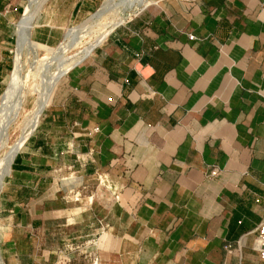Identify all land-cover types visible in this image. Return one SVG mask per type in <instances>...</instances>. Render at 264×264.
I'll return each mask as SVG.
<instances>
[{"label":"crops","instance_id":"obj_1","mask_svg":"<svg viewBox=\"0 0 264 264\" xmlns=\"http://www.w3.org/2000/svg\"><path fill=\"white\" fill-rule=\"evenodd\" d=\"M25 2L0 0V90ZM100 2L45 0L31 41L62 42ZM63 76L11 162L4 211L26 231L0 237L4 264H93V230L96 264H264V0H153ZM67 152L78 179H103L118 203L41 201ZM52 218L68 237L29 236Z\"/></svg>","mask_w":264,"mask_h":264},{"label":"rangeland","instance_id":"obj_2","mask_svg":"<svg viewBox=\"0 0 264 264\" xmlns=\"http://www.w3.org/2000/svg\"><path fill=\"white\" fill-rule=\"evenodd\" d=\"M44 1L45 0H42V1L37 0L36 2L38 3H34L35 5L33 4V7L37 8V11H36L37 13L39 9L43 8L45 4V3L43 4ZM103 1L104 0H101V2L98 4L95 10H93V12L88 14V17L84 21L74 24L72 27H70L71 29L69 31L67 30V33H66L67 35L65 36L64 41L61 40L63 43L60 42V44L62 43V46L58 43L59 45L56 44V45L49 46L51 48L38 46L31 41L29 30L31 31V27H32L34 18L37 15V13L35 14V16L33 17L31 21V27L28 30L29 34H27V31H26L25 35H22L20 37L21 32H20V35L18 33L20 31L19 24H20L21 17L24 15V12L27 9V6L29 5L28 0H26L22 10L19 13H16V15L14 16L13 18L14 19V25H13L14 40L12 42L11 48L12 50H14L13 59L15 60H13V66L7 72L5 83L1 87V90H0L1 91L0 92V104H1L0 106L2 107L3 104L5 105V103L6 102L8 103V101L11 102L10 105L8 103L9 109L7 108V104L2 107V109L4 110L0 109V112H1L0 119L2 118H4L5 120L8 119L6 120L7 122L4 119H2L0 122V126H1L0 137L2 136L0 138V179L2 178L3 175H5L3 172V168H4L6 157L4 155L7 156V154L10 152L9 150L12 149V146L16 145V143L21 139L22 135L26 133L28 122L31 120L33 113H34L33 110H35L36 108L35 103L39 102L40 97L42 96V94L40 95V93H43V91L46 88V84L48 85L50 81L54 79V77L56 78L55 75L56 74L58 75L62 71V68H63L62 66H65V64L70 62L72 58L74 59V57L79 56L83 52L84 50L83 48H85L88 44L94 42V40L102 33L101 31H105L115 22H121L120 24H123L126 21H128L130 18H132L135 13H138L137 11H135L136 2L138 0H129V1L128 0H113L112 9L101 14L100 16H95V13L99 10ZM143 1L153 2L152 0H141V2ZM126 2L127 3L130 2V4L129 3L127 4ZM126 5L127 6L131 5V7L128 6L129 7L128 8ZM70 34L72 35V37H70L71 36ZM20 38L22 39L24 38V41H21L22 39L20 40ZM57 45L59 47H62L61 49L63 50H58L57 48L59 47ZM17 47L18 49H16ZM54 52L59 53V54L57 53V57ZM17 56L19 59H17ZM16 70L18 71V74ZM11 71L13 74L16 72V76H12L13 74H11ZM12 77L13 79L17 77V79H14L13 83L10 81ZM64 77L65 75L63 76V78ZM17 83L19 84L17 85ZM13 84L15 86L14 89L11 87V85ZM58 84H56V86L54 87L51 93V98H49L48 105L45 107L46 109L49 108L48 106L52 102V98L56 90L60 86ZM16 85L18 86V88ZM7 89H8V93L6 91ZM10 90H11V93L14 90V94L12 93L11 95ZM15 90L16 91L18 90V92L15 93ZM13 95L17 96L18 98L17 97L14 98ZM3 97L4 98L6 97V98L4 99ZM37 98L39 99L37 100ZM6 99H8V101ZM3 101L4 102L6 101V102L4 103ZM6 112L8 113V115ZM43 112L39 118L38 124L40 120L42 119ZM3 130L4 131L6 130L5 135H4ZM1 131L3 132L1 133ZM68 154H69L68 152L65 154L66 156V161L64 162L65 165L63 164L60 167H56L55 170L52 172L51 182L46 183L45 188H44V199H42L41 201L45 200L46 202H52L53 203L52 209H59V207H64V208L66 207V208H71V209L84 208L86 207L85 206L86 204L88 208H91L94 206L98 208L100 204L104 207H111L115 205V203H118L116 196L111 194L112 191L105 188V186L101 185L102 183L101 184L99 183V179H98L99 177L94 176L93 178H88L85 182H82V180L78 179V176H76V173H73V170L70 169L68 166L69 163L67 162L70 159ZM10 171L6 173V175L3 178V183L0 185V237L11 240V239H20L22 236L24 237V234L26 231L25 227L19 228V227H16L15 224H17L18 222L24 223L26 222V220L24 217L22 218L20 217L19 220L14 218L13 220L11 216H9V214L6 211H4L5 210L4 208H6L5 204L8 201L10 202L11 200H15L16 198L14 191L17 189L13 188L12 194L9 195V198H6V201H3V195L6 190V182L8 180L7 178L9 177ZM96 203H99V205H96ZM91 212L92 211H88V219H86L88 221V224L93 223L95 225L93 229H96V228L100 229V227L102 226L101 223H105V221L96 220L95 216L92 215ZM83 218L84 217L82 216L81 219ZM58 219L59 218L51 219L50 221L51 224L49 226L50 228L49 232L46 233L44 236L42 235V233H38L37 231H34L33 233H31L32 231L30 230H29V236L35 240H37V238L45 237L48 240L50 239L51 241L53 239H57L61 233H62V236L68 237V232L66 231L61 232L55 229L56 228L55 223L56 221H58ZM69 221L71 222L72 220H67V222ZM101 234L103 233L101 232ZM99 236H100V230L98 232L97 230L88 232V237H87L88 242H89L88 244H91V246H93V248H89L88 253L94 260L96 257V252H95L96 245L94 242L96 239H99ZM0 264H4L1 258H0Z\"/></svg>","mask_w":264,"mask_h":264},{"label":"bare ground","instance_id":"obj_3","mask_svg":"<svg viewBox=\"0 0 264 264\" xmlns=\"http://www.w3.org/2000/svg\"><path fill=\"white\" fill-rule=\"evenodd\" d=\"M29 2V5L27 6V9L25 10V12H24V15L21 17V20H20V24H19V35H20V32H21V35H20V37L22 36V35H25V33H26V31H27V34H29L28 33V30H29V28L31 27V21H32V19H33V17L35 16V14L37 13L36 11H37V8H35V7H33V4L34 3H38V2H36L37 0H28ZM42 1V0H41ZM129 1V0H128ZM153 1V0H152ZM114 2H116V1H114ZM132 2V1H131ZM136 2V1H135ZM127 3V2H126ZM129 4H130V2H128ZM127 3V4H128ZM150 3H152V2H141V0H138L137 2H136V7H135V11H137V12H139L140 10H142L143 8H145L148 4H150ZM134 4V3H133ZM35 5V4H34ZM39 5V4H38ZM42 5V4H41ZM112 5H113V0H104L103 1V3L101 4V6H100V8H99V10L95 13V16H100L101 14H103V13H105V12H107L108 10H110V9H112ZM127 6V5H126ZM128 6H130L131 7V5H128ZM127 6V7H128ZM113 7H115V6H113ZM119 7V6H118ZM120 7H121V5H120ZM143 7V8H142ZM129 8V7H128ZM130 10V9H129ZM135 14H137V13H135ZM134 14V15H135ZM94 16V15H93ZM92 16V17H93ZM123 16V15H122ZM95 18V17H94ZM122 19V18H121ZM112 20V19H111ZM120 23L121 22H115V23H113L108 29H106L105 31H101L102 33L94 40V42H92V43H90V44H88L85 48H83L84 50H83V52L79 55V56H77V57H74V59L72 58V60L70 61V62H68L67 64H65V66H62L63 68H62V71L57 75H55L56 76V78L54 77V79H52V81H50V83L47 85L46 84V88H45V90L43 91V93H40V95L42 94V96L40 97V100H39V102L37 103H35V105H36V108H35V110H33V116H32V118H31V120L28 122V127H27V131H26V133H24V135H22V137H21V139L16 143V145H14V146H12V149L11 150H9L10 152L7 154V156L6 155H4L6 158V160H5V163H4V168H3V172H4V174L6 175V173L7 172H9L10 171V165H11V162H12V160H13V157H14V155H15V153L21 148V146L23 145V143L26 141V139L28 138V136L32 133V131L34 130V128L37 126V124H38V121H39V118H40V116H41V114H42V112H43V110H44V108H45V106L48 104V102H49V98H51V93H52V91H53V89H54V87L56 86V84H57V82L60 80V78L63 76V75H65L69 70H71L75 65H77L78 63H80L82 60H84L89 54H90V52L97 46V45H99L100 43H102V41L106 38V36L108 35V33L111 31V30H113L115 27H117L118 25H120ZM72 29H74V28H72ZM70 30V29H69ZM68 30V31H69ZM76 30V29H75ZM29 32H30V30H29ZM72 32H74V31H72ZM76 32V31H75ZM26 34V35H27ZM67 35V34H66ZM71 35V34H70ZM19 37V36H18ZM70 37H72V35L70 36ZM22 38H20V40H21ZM25 39H26V37H25ZM19 41V40H18ZM21 41H24V38L21 40ZM20 41V42H21ZM64 41V40H63ZM69 41V40H68ZM28 42V41H27ZM70 42V41H69ZM25 43V42H24ZM29 43V42H28ZM28 43H26V44H28ZM63 43V42H62ZM62 43L60 44L61 46H62ZM18 45V44H17ZM20 45V44H19ZM65 45V44H64ZM67 45V44H66ZM19 47V46H18ZM18 47L16 48V49H18ZM59 47V46H58ZM65 47V46H64ZM60 48V49H59ZM59 48H57L58 50H63V49H61L62 47H59ZM22 49V48H21ZM57 50V51H58ZM61 52V51H60ZM81 52V51H80ZM19 53H20V51H19ZM53 53V52H52ZM55 53V52H54ZM57 53L58 52H56L55 53V55H56V57H57ZM59 54V53H58ZM77 54H79V53H77ZM16 55H17V53H16ZM19 55V54H18ZM52 55V54H51ZM54 55V56H55ZM16 58V57H15ZM17 59H19L18 58V56H17ZM45 59V58H44ZM13 60H15V59H13ZM19 61V60H18ZM18 61H16V62H18ZM65 63V62H64ZM19 64H20V62H19ZM18 68H20V67H18ZM18 70V69H17ZM16 70V72H17V74H18V71ZM20 70V69H19ZM16 72L13 74L12 73V71H11V74H13L12 76H16ZM20 72V71H19ZM20 74V73H19ZM19 77V76H18ZM14 79H17V77L16 78H14ZM14 79H13V77L10 79V81L13 83L14 82ZM20 79V78H19ZM15 81H17V80H15ZM11 83V84H12ZM16 83V82H15ZM19 83H17V85H18ZM16 85V86H17ZM11 87L14 89V84L13 85H11ZM9 88V87H8ZM17 88H18V86H17ZM16 89V88H15ZM7 91V93H8V89L6 90ZM16 92H18V90L16 91L15 90V93ZM41 92V91H40ZM10 93H11V90H10ZM13 94H14V90H13V92H12ZM12 93H11V95H12ZM5 95V94H4ZM3 95V96H4ZM10 95V94H9ZM18 95V94H17ZM8 96V95H7ZM14 96V95H13ZM15 97H17V96H14V98ZM4 98V97H3ZM6 98V97H5ZM4 98V99H5ZM7 98H9V97H7ZM13 98V99H14ZM18 98V97H17ZM3 99V100H4ZM12 99V100H13ZM39 98H37V100H38ZM7 101H8V99H6ZM9 100H11V99H9ZM16 100V99H15ZM2 101V100H1ZM18 101V100H17ZM4 102V101H3ZM3 102H2V104H3ZM6 102V101H5ZM4 102V103H5ZM8 103H9V105H10V103L11 102H9L8 101ZM8 103L6 102L5 103V105L7 104V108H8ZM1 105V104H0ZM4 104H3V106H5ZM2 106V107H3ZM2 107L0 106V109H2ZM5 108V107H4ZM6 108V109H7ZM12 108V107H11ZM9 109V108H8ZM2 110H4V109H2ZM6 111V110H5ZM3 112V111H2ZM1 113V112H0ZM7 113V112H6ZM1 115H3V114H1ZM6 115V114H5ZM5 115H4V117H5ZM7 115H8V113H7ZM1 118V117H0ZM8 118H9V116H8ZM2 119H4V118H2ZM2 119H0V122H1V120ZM5 120V119H4ZM6 120H8V119H6ZM5 120V121H6ZM4 122V121H3ZM7 122V121H6ZM3 124V123H2ZM7 126V125H6ZM3 127V126H2ZM0 129H1V126H0ZM3 129V128H2ZM4 131V130H3ZM3 131H1V133L3 132ZM5 132H6V130L4 131V135H5ZM2 137V136H1ZM0 137V138H1ZM4 162V161H3ZM2 171V170H1ZM2 172V173H3ZM5 175H3L2 176V178L0 179V185L3 183V178H4V176ZM101 183L102 184H105V181L102 179V181H101ZM2 187V186H1Z\"/></svg>","mask_w":264,"mask_h":264},{"label":"built area","instance_id":"obj_4","mask_svg":"<svg viewBox=\"0 0 264 264\" xmlns=\"http://www.w3.org/2000/svg\"><path fill=\"white\" fill-rule=\"evenodd\" d=\"M189 38L193 39L194 36L190 35ZM212 174H216L215 170L212 172ZM254 248L258 252L259 257L264 260V218L257 226V234L254 242ZM96 261L97 260L95 259L93 264H96Z\"/></svg>","mask_w":264,"mask_h":264}]
</instances>
